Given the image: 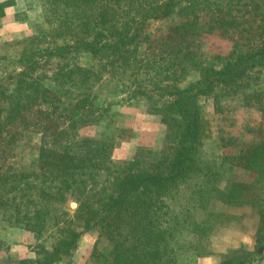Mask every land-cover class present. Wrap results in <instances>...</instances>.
<instances>
[{
  "label": "trees",
  "instance_id": "trees-1",
  "mask_svg": "<svg viewBox=\"0 0 264 264\" xmlns=\"http://www.w3.org/2000/svg\"><path fill=\"white\" fill-rule=\"evenodd\" d=\"M23 1L19 10L0 0V22L13 8L31 26L14 55H0V204L40 242L35 260L0 264H60L90 231L111 245L92 252L95 264H181L208 247L216 203L226 201L256 209L261 227L253 251L219 264L263 263L264 134L221 165L206 143L212 118L235 97L264 111V0ZM158 22L160 35L150 29ZM203 35L232 45L205 52ZM252 35L253 45L235 41ZM103 86L106 96L96 95ZM121 107L140 109L160 138L116 160ZM34 139L30 165L3 173L4 160ZM228 166L255 177L222 187ZM68 199L82 204L71 216Z\"/></svg>",
  "mask_w": 264,
  "mask_h": 264
},
{
  "label": "rangeland",
  "instance_id": "rangeland-1",
  "mask_svg": "<svg viewBox=\"0 0 264 264\" xmlns=\"http://www.w3.org/2000/svg\"><path fill=\"white\" fill-rule=\"evenodd\" d=\"M17 5L18 9L22 10L24 1L17 0ZM9 11L7 17L0 22V55L8 56L16 53L20 47L17 44L19 41L31 35V26L20 20L23 15L14 16L13 8ZM40 16V12L36 11L30 15L29 19L34 23L40 19ZM150 29L154 34L160 35L161 31L164 30V25L158 22L153 24ZM253 37L255 36L252 35L246 40L238 39L235 41L240 42V44L249 41L253 45L255 43ZM201 44L205 52L224 53L230 49L232 42L214 35H203ZM107 87L103 86V90H98L96 95L106 96L104 89H107ZM252 99L249 100V105H255L256 102ZM243 103L244 101L241 97H235L229 107L225 109V111L227 110L226 112L224 111L225 113L212 118L211 129L214 137L207 141L206 150L218 155V163L220 165L227 156L237 155L241 150H246L248 147L244 143H249L250 145L256 136L264 134V111L258 107H245ZM120 111L122 114L117 124L121 123V125H124L125 130L117 133L119 135V143L113 154L116 160L127 159L134 154L137 146L151 148L158 145L160 134L158 125L153 120L147 115L142 116L138 108L121 107ZM108 129H110V133L113 131L112 126H108ZM95 132L94 128H90L82 133L92 135ZM246 132L252 138L245 135ZM229 136H232L234 141L229 142ZM37 140L34 139L31 143H20L16 154H11L4 160L3 168L5 171L3 173H12V170L28 167L31 162L30 157L34 156L31 154L32 150L34 151L36 148ZM237 140L238 142H235ZM218 169L219 171L221 170L220 166ZM254 177L255 175L252 173L243 172L237 166H228L220 184L224 187L225 184L229 186L236 182H249ZM0 200L2 201V199ZM227 203V201L216 203V210L221 216L216 221L217 224L214 231L210 234L208 247L200 249V245H198V252L195 251L192 256L184 254L182 256L184 261L181 264H219L224 256H229V253H236L237 251L242 253V248L244 250H254L255 234L258 228L261 227V221L256 209L240 204L229 206ZM65 204L66 210L64 212L69 216L82 207V204L74 199H68ZM0 207V245L2 246L1 249H3L0 250V260H5L6 258L12 260H35L38 256L36 252H39V248H36V245L40 242L38 236L36 233L26 231L13 222L11 223L10 221L14 220V218H10L13 216V211L7 209L4 204H0ZM4 212L6 213L4 214ZM227 214L228 216L231 215V217L228 218ZM69 216H64L63 219L71 221ZM1 217L6 221H2ZM79 221H85V219L82 218L76 223ZM79 226L81 227L78 229H82L84 224ZM78 229L77 231H79ZM52 235L54 237L53 233ZM97 249L101 251L104 249L108 250L111 249V245L109 242L103 241V238H99L96 231H90L80 237L75 252L67 258L68 260L66 259L64 260L65 262L63 261L60 264H95L90 257L92 252L97 251Z\"/></svg>",
  "mask_w": 264,
  "mask_h": 264
},
{
  "label": "crops",
  "instance_id": "crops-1",
  "mask_svg": "<svg viewBox=\"0 0 264 264\" xmlns=\"http://www.w3.org/2000/svg\"><path fill=\"white\" fill-rule=\"evenodd\" d=\"M262 264H264V262Z\"/></svg>",
  "mask_w": 264,
  "mask_h": 264
}]
</instances>
